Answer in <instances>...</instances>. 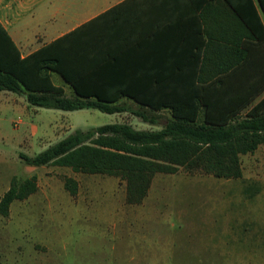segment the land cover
<instances>
[{
	"label": "rangeland",
	"instance_id": "1",
	"mask_svg": "<svg viewBox=\"0 0 264 264\" xmlns=\"http://www.w3.org/2000/svg\"><path fill=\"white\" fill-rule=\"evenodd\" d=\"M161 114L150 125L130 113L42 109L0 90V200L13 178L36 176L38 184L8 217L0 214V264H264V146L242 156L240 179L159 173L141 204L127 203L119 177L33 167L20 157L76 130L115 123L160 130L170 118ZM67 178L77 181L76 195Z\"/></svg>",
	"mask_w": 264,
	"mask_h": 264
},
{
	"label": "trees",
	"instance_id": "2",
	"mask_svg": "<svg viewBox=\"0 0 264 264\" xmlns=\"http://www.w3.org/2000/svg\"><path fill=\"white\" fill-rule=\"evenodd\" d=\"M194 1L195 12L210 13L219 24L220 0ZM223 1L230 14L252 31L251 19L259 20L252 0H243L244 5L239 4L242 0ZM75 34L22 57L0 24V90L21 95L29 105L42 109L130 113L150 125L160 124L162 111H168L170 118L156 131L136 130L125 123L76 130L34 157L21 154L27 165L119 177L126 182L129 204L144 201L157 174H176L179 168L218 179L242 177V156L264 146V99L247 110L255 96L226 89L220 71L203 74L204 63L196 66L201 61L202 43H195L198 50L190 65L178 64L175 71L130 74L113 71L118 48L112 43L89 40L84 47V42H76ZM207 36L205 61L214 67L219 59L209 56H220L219 29ZM232 67L236 69L235 64L229 65L227 73ZM52 72L69 85V96L67 90L53 84ZM65 188L76 195L78 183L67 178ZM37 191L36 176L13 178L0 200V214L8 217L15 201L26 200Z\"/></svg>",
	"mask_w": 264,
	"mask_h": 264
},
{
	"label": "crops",
	"instance_id": "3",
	"mask_svg": "<svg viewBox=\"0 0 264 264\" xmlns=\"http://www.w3.org/2000/svg\"><path fill=\"white\" fill-rule=\"evenodd\" d=\"M252 3L259 17L251 19L252 31L230 14L223 0L219 24L210 13L195 12L194 0H0V24L22 57L75 31L76 42H84V47L89 40L112 43L118 48L113 71L130 74L190 65L198 50L195 43H202L196 66L204 63L202 72L207 75L220 71L226 89L255 96L249 110L264 99V0ZM218 29L220 56L209 59L219 63L212 67L205 61L203 43H208L207 33ZM234 64L236 69L227 73ZM50 74L54 85L69 88L59 74Z\"/></svg>",
	"mask_w": 264,
	"mask_h": 264
}]
</instances>
